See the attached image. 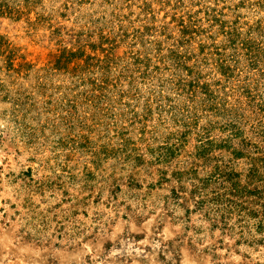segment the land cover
Wrapping results in <instances>:
<instances>
[{"label":"rangeland","instance_id":"rangeland-1","mask_svg":"<svg viewBox=\"0 0 264 264\" xmlns=\"http://www.w3.org/2000/svg\"><path fill=\"white\" fill-rule=\"evenodd\" d=\"M0 264H264V0H0Z\"/></svg>","mask_w":264,"mask_h":264}]
</instances>
